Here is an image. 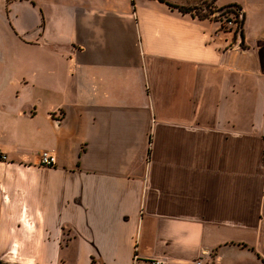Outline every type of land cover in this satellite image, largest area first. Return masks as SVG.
Returning <instances> with one entry per match:
<instances>
[{
    "label": "crops",
    "instance_id": "0c3cea01",
    "mask_svg": "<svg viewBox=\"0 0 264 264\" xmlns=\"http://www.w3.org/2000/svg\"><path fill=\"white\" fill-rule=\"evenodd\" d=\"M2 1L0 264H264V0Z\"/></svg>",
    "mask_w": 264,
    "mask_h": 264
},
{
    "label": "rangeland",
    "instance_id": "374dc122",
    "mask_svg": "<svg viewBox=\"0 0 264 264\" xmlns=\"http://www.w3.org/2000/svg\"><path fill=\"white\" fill-rule=\"evenodd\" d=\"M195 13L201 17L209 15L210 18L220 22L223 30L234 31L233 33L236 36L240 34L241 29L239 24L242 21V12L235 7L218 8L213 6L212 2H206L204 5L195 7ZM0 38L9 42V33L4 19V3L2 0H0Z\"/></svg>",
    "mask_w": 264,
    "mask_h": 264
},
{
    "label": "built area",
    "instance_id": "2783aa9c",
    "mask_svg": "<svg viewBox=\"0 0 264 264\" xmlns=\"http://www.w3.org/2000/svg\"><path fill=\"white\" fill-rule=\"evenodd\" d=\"M2 160H5L4 157L1 158ZM56 163V159L55 157L48 153V152H44L42 155H41V159H40V164L42 166H45V167H52L54 166ZM147 264H164L162 263L161 261H159L158 259H153V260H150L148 261Z\"/></svg>",
    "mask_w": 264,
    "mask_h": 264
},
{
    "label": "trees",
    "instance_id": "16d2710c",
    "mask_svg": "<svg viewBox=\"0 0 264 264\" xmlns=\"http://www.w3.org/2000/svg\"><path fill=\"white\" fill-rule=\"evenodd\" d=\"M161 2H163V0H160ZM170 7L172 8H176V9H179L180 12H183V13H192V12H195V8L191 9V8H184V7H178V6H174V5H171V4H168ZM230 7H235L236 9H238L240 12H241V8L238 6V5H231V6H228L227 8H230ZM199 16V15H198ZM242 16V21L241 23L239 24L240 25V35H241V38L243 39L244 38V35H243V23H244V16ZM201 17V16H199ZM204 18H209V15L207 16H203ZM202 18V17H201Z\"/></svg>",
    "mask_w": 264,
    "mask_h": 264
}]
</instances>
